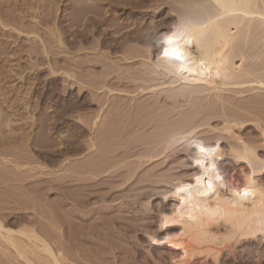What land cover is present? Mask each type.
<instances>
[{
	"label": "rangeland",
	"instance_id": "obj_1",
	"mask_svg": "<svg viewBox=\"0 0 264 264\" xmlns=\"http://www.w3.org/2000/svg\"><path fill=\"white\" fill-rule=\"evenodd\" d=\"M82 1L79 3V0L74 2L73 0H0V176H2L0 177V221L8 228L17 230L28 227L39 235L46 233L45 237L48 233L49 237L46 238L55 239L54 249L57 250L61 246L62 252H65L71 264H169L167 252L159 249L150 250L146 236L157 229V212L166 204L172 205V202H166L164 196L169 184L191 172V157L196 153V146L191 142L217 143L222 151L229 153L235 151L233 149L239 144L236 141L239 137L244 144L255 151L257 157L264 159V116H262L264 97H260L259 100L257 96L248 95L249 100L247 93L244 95L234 93V95L232 92H225L224 95L221 93L224 101L220 97L221 94H217L219 100L216 99L218 97L215 94L206 93L197 94L195 97L191 95L190 98L186 93L180 95L176 89L160 86L159 84L165 80L159 77L154 78L153 83L151 81L149 83V80L144 78V85L137 77V82V71L143 69L141 59L135 57L136 60L133 58L128 60L129 62L124 61L121 55L123 50L116 42H120L117 37L119 35L112 34L114 36L110 38V34L117 25L122 24L135 23L127 28L128 30L134 29L139 24L141 28L142 26L150 28L151 23L155 26L168 24L175 16L170 12L171 5L154 0H139L142 4L131 9L130 6L127 8L124 5L127 0H121L124 3L118 6L108 0H100L101 2L94 0L96 3L93 0ZM104 1L107 3L105 4ZM107 5L109 7H106ZM157 5L159 7H156ZM152 6L153 10L150 9ZM138 8H142L141 11ZM101 9L103 11L105 9V12ZM89 10H94L96 13H91ZM99 19L100 21L104 19L105 23L100 22ZM115 20H118V23ZM126 20L128 21L124 22ZM86 23L89 25L88 28ZM91 24H94L93 27ZM128 30L123 31L126 33L125 31ZM148 31L141 34L147 33L152 36L150 32L153 30ZM146 40L147 38L141 39L139 43L141 47ZM92 41H97V45ZM148 42L154 43L151 38ZM108 43L113 44L107 46ZM153 45L152 49L150 48L151 57L156 61L158 45L156 43ZM259 49H254L251 51L253 54H249L253 59L255 58L249 60L251 63L256 61L264 64L262 52L264 49ZM108 50L110 52H107ZM89 53H93V57L89 56ZM74 54L77 56L74 57ZM94 58L98 62L96 60L93 62ZM99 59L103 60V64ZM71 63L75 65L78 63V67ZM121 66L125 68L120 69ZM134 66L138 69L134 68V70ZM50 69L55 75L49 72ZM123 69L126 72L128 70V73ZM108 72L111 73V78L106 77ZM102 74L104 76H101ZM78 79L83 85L81 87L79 84L77 90ZM89 84L91 88H87L90 87ZM137 84L139 88L140 85L141 88L146 84L156 85V91L149 95L141 94ZM102 85L113 92L109 93L107 90L104 92L105 88H101ZM128 91L132 94H127ZM123 110H126L125 113ZM238 114L239 116H236ZM240 114L245 117V120H241L244 121L241 125L237 122L240 121ZM146 118H149V124ZM234 119L237 120L236 125L233 124ZM187 121L192 122L187 123ZM93 123H98L96 128L92 126ZM189 124L191 126L187 128L188 132L185 129L184 135L180 133L167 142L180 126ZM227 125L232 127L231 133L226 129ZM104 127L105 129L102 130ZM142 128L145 130L143 131ZM192 128L195 129L194 132L188 135ZM100 134L105 137H101ZM105 140H108V146ZM94 142L95 147H90ZM101 144L110 150L105 146L102 148ZM225 167L228 171L231 169L228 163ZM148 197L151 199V210H144L141 202ZM47 222L51 225H46ZM1 251L0 249L2 256ZM231 256L224 254L217 264H264V255H257L254 248L248 249L247 246L237 247ZM13 259L14 255L8 252V257L6 255L0 258V264H23ZM208 264L212 263L209 261Z\"/></svg>",
	"mask_w": 264,
	"mask_h": 264
},
{
	"label": "bare ground",
	"instance_id": "obj_2",
	"mask_svg": "<svg viewBox=\"0 0 264 264\" xmlns=\"http://www.w3.org/2000/svg\"><path fill=\"white\" fill-rule=\"evenodd\" d=\"M80 1L81 0H79V3H80ZM83 1H85V0H83ZM89 1L90 0H88V2ZM108 1L112 2L113 4H117L116 6L123 5L122 3H124L121 0H108ZM133 1H135V2H133ZM133 1L129 2V0H127V2L124 3L125 7L128 8L130 6V8L133 9L136 6L139 7L140 3L142 2L139 0L138 1L133 0ZM73 2H74V0H73ZM93 2H94V0H93ZM99 2H101V1L99 0ZM154 2H162L164 4L165 3L170 4L171 5L170 12L175 15L174 19L173 18L170 19L168 24L162 23V25L160 24L159 26H157V25L155 26L153 23H151L150 28H147V26H146V28H144V26H142L143 28H141V27H139V25H140L139 24L137 26L134 25L135 26L134 29L128 30L127 28H129L130 26L132 27V25L135 23H131L130 25L129 24L117 25V28L114 29L113 31L111 30L112 33L110 34V38L113 37L114 35H119L117 37H118V40L120 42H118V41H116V42L119 43L118 44L119 47L123 50V53H121V55H122V59L124 61L129 62L128 60H131L135 57L136 58L139 57L141 59L142 66H143L141 68H143V69L140 68L141 71L140 72L137 71L138 72V74L136 76L137 82L139 80V81H141L140 83L143 84L144 78H145V80L148 79L149 80L148 82L150 83V81L154 82V80H155L154 78L159 77V78L165 80L163 83L159 84L160 86L164 85L166 87L176 89V91L180 95L186 93V94L190 95L189 96L190 98H191V95H193L192 97H195V95H197V94L200 95L202 93H206L207 95L208 94H215L217 96V94H221V93H223V95H224L225 92H229V93L232 92L233 94L235 93L237 95H244L247 93V95H246L247 97H248V95H250L251 97L257 96V97H259V98H257L259 100L261 99L260 97H264V64L257 63L256 61L255 62L257 64H255V62L251 63L249 61V60L253 59L252 56L249 55L251 53L253 54V52H251V51H253L254 49L258 50L259 48L264 49V0H154ZM76 3H78V2H76ZM94 3H96V2H94ZM106 3L107 2H105V4ZM217 3H219V5H222V6L217 7ZM76 5H79V4H76ZM87 5H89V3H87ZM147 5H149V4H147ZM147 5H146V7H147ZM159 5H161V4H159ZM197 5H199V7H197ZM143 6L145 9V5H143ZM163 6H160V7H163ZM106 7H109V5H107ZM120 7H122V6H120ZM156 7H159V6L157 5ZM114 8H116V7L114 6ZM85 9H86V5H85ZM85 9L83 8V10H85ZM105 9H104V11L102 10V12H105ZM138 9H140V11H141L142 8H138ZM150 9L153 10L154 9L153 6ZM159 9L160 8H158V10ZM107 10H111V9H107ZM146 10L144 12H146ZM168 10L169 9L167 8V11ZM154 11H156V8ZM90 12L96 13L94 10L90 11ZM107 12H109V11H107ZM99 13H101V12H99ZM152 14H153V11H152ZM74 15H75V13H74ZM97 15L99 16V14H97ZM85 18H87V16ZM117 18H115V19H117ZM150 20H152V19H150ZM186 20H191L194 23V27L192 28L190 34L187 36V39L190 40L191 43H186L184 41H181L180 47H181V49H183L185 51V53L190 58L192 63L185 64L184 67L181 68L178 66L179 62H176L175 64H170V63H168L167 58H165L162 55L163 47L167 46L164 42L163 37L166 34L172 32V31H175L176 26L182 24ZM75 21H77V20L75 19ZM99 21H100V19H99ZM99 21H98V23H99ZM102 21H104V23H105L104 19L101 20L100 22H102ZM127 21L128 20H126L124 22H127ZM133 21H134V19H133ZM91 22H89V23H91ZM139 22H140V20H139ZM150 22H153V21H150ZM72 23L75 24V22H72ZM77 23H79V22L77 21ZM88 24H87V28L89 27ZM94 24H91L92 27ZM91 25H90V27H91ZM111 27L112 26H110V28ZM85 30H86V28H85ZM123 30H128V31H125L126 33H124ZM148 30L149 31L153 30V32H150V33H152V36L150 34H147V33L144 35L141 34L142 32H146ZM108 31H109V29H108ZM47 32H49V31L47 30ZM121 32L123 34H121ZM106 33H108V32H106ZM72 34H73V32H72ZM112 34H114V35H112ZM106 38H107V35H106ZM114 38H116V37H114ZM142 38H147V40L144 42V45L141 47V45L139 43H140ZM149 38H151L154 41V43H156L158 45V51L156 54V61L154 59H152L153 57H151V53H152L151 51L152 50H150V48L152 49V47L154 46L153 45L154 43L153 42L149 43L148 42ZM103 39H104V37H103ZM93 40H95V39H93ZM99 41H100V39H99ZM109 41H113V40L109 39ZM58 42L60 45L61 44L60 39H58ZM92 42L93 43L95 42L94 44H96V45L98 43L97 41H92ZM113 42H115V41H113ZM109 44L110 43H108L107 46ZM112 44H110V45H112ZM114 44H116V43H114ZM128 44H130V45L127 46ZM84 47H86V46L84 45ZM93 48H95V47H93ZM111 48H112V46H111ZM143 48H144V50H143ZM78 50L80 51L79 48H78ZM98 50H101V49H98ZM110 50H108L107 52H110ZM122 50H120V51L122 52ZM87 51H89V50H87ZM90 51H92V50H90ZM259 51H260V49H259ZM82 52H83V50H82ZM95 52H96V50H95ZM262 52L264 53L263 50H262ZM256 53L254 54L255 57H257ZM92 54H90L89 56H91ZM114 54H116V53H114ZM254 55H253V57H254ZM76 56L77 55H75L74 57H76ZM89 56L87 58H89ZM105 56H107V55H105ZM92 57H93V55H92ZM95 57H97V56H95ZM85 58H86V56H85ZM98 58H99V56H98ZM136 58H135V60H136ZM139 58H138V60H139ZM103 59H105V58H103ZM95 60H96V58H94V60L92 59L93 62L97 61V60L96 61ZM138 60H137V62H138ZM253 60H255V58ZM87 61H89V60H87ZM102 61H101V63H102ZM82 62H83V60H82ZM84 62H86V61H84ZM101 63H100V65H101ZM115 63H116V61H115ZM71 64H74V63H71ZM135 64H137V63H135ZM77 65H78V63L75 66L78 67ZM112 65H113V63L111 64V66ZM121 65H124V64L121 63ZM106 66H107V64H106ZM104 67L105 66H103V68ZM122 67L125 68V66H121L120 69H122ZM134 68H137V67L134 66L133 69ZM51 69L49 72H52ZM105 69H107V68H105ZM76 70L77 69H75V71ZM129 70H131V69L129 68ZM102 71H104V69H102ZM109 71H111V70H109ZM114 71H116V73H117V70L115 68H114ZM119 71L120 70L118 69V72ZM53 73L54 72H52V75H53ZM79 73L80 72H78V76L80 77ZM125 73H128V70H127V72L125 71ZM125 73H122V74H125ZM130 73L132 74V72L131 71L129 72L130 78L126 74L125 75L131 80ZM108 74H106V77L109 76L108 78H111L110 77L111 73L108 72ZM54 75H55V73H54ZM72 75H70V77ZM90 76H92V75H90ZM101 76H104V75L102 74ZM124 76H123V78H125ZM100 77H98V78H100ZM137 77H138V80H137ZM105 78H102V79L104 80ZM73 79H74V77H73ZM102 79H100V80H102ZM80 80H81V78H80ZM77 81H79V79L76 80V82ZM158 81L160 82V80H158ZM85 82H86V80H85ZM74 84L76 85V83H74ZM79 84H80V81L78 82L77 87ZM97 84H98L97 86H99V83H97ZM104 84H106V83H104ZM132 84H133V82H132ZM147 84L142 88H141L140 84H139L140 88L138 87V84H137V87L139 88V92L141 94L149 95V94H152L156 91V87H157L156 85L152 84V85L148 86ZM82 85L83 84H80L81 87H82ZM89 86H90V84H89ZM92 87H93V85H92ZM94 87H95V85H94ZM105 87L106 86L102 85L101 88L104 89ZM109 87H111V86H109ZM87 88H91V86L90 87L87 86ZM177 88H179V89H177ZM78 89H79V87L77 88V90ZM103 89H101V90H103ZM105 90H107L109 93L113 92L112 90H109L108 88H105L103 91L105 92ZM130 90L132 91V89H130ZM157 90H158V88H157ZM128 93H129V91L127 92V94ZM183 97H185V96H183ZM212 97H215V96L212 95ZM217 97L218 98H216V99L219 100V96H217ZM220 97H222V94ZM238 97H240V96H238ZM177 98H180V97L177 96ZM223 98H224V96L222 97V100H223ZM173 99L175 100V98H173ZM181 99H183V98H181ZM262 99H264V98H262ZM220 100H221V98H220ZM249 100H250V98H249ZM191 102H192V100H191ZM187 103H189V102L187 101ZM196 103H197V101H196ZM212 103H214V102H212ZM239 103L240 102H238V105H239ZM216 104H217V102H216ZM208 105H209V103H208ZM255 105H257V103H255ZM211 106H210V108H211ZM114 107H116V106H114ZM239 107H241V104ZM260 107H262V105ZM210 108L208 107V109H210ZM214 109L215 108L213 107L212 110H214ZM257 110H259V109H256V111ZM120 111H122V110H120ZM125 111H124V113H125ZM247 112H248V110H247ZM260 112H258V113H260ZM139 113H140V111H139ZM120 114H122V113H120ZM184 114H186V113H184ZM215 114H216V112H215ZM262 114H263V112H262ZM217 115H219V114H217ZM248 115H249V112H248ZM254 115L256 116V114H254ZM254 115H251V117ZM110 116H112V115H110ZM233 116H234V114H233ZM236 116H239V114ZM240 116H241V114H240ZM243 116L244 115L241 116L240 121L239 120L237 121L236 119H234L235 121L233 122V124L236 125L237 122H239V125L243 124L244 121H241V120H245V117H243ZM259 116L262 118V116H264V115H262V116L259 115ZM32 119H33V117H32ZM138 119H139V116H138ZM148 119H147V121H148ZM238 119H239V117H238ZM38 120H40V119H38ZM180 120H182V119H180ZM95 121L97 122V120H95ZM134 121H136V120H134ZM183 121H184V119H183ZM149 122L150 121H148L147 123L149 124ZM163 122H162V124H163ZM174 122H171V124H174ZM191 122L187 121V123H191ZM32 123H33V121H32ZM38 123H39V121H38ZM91 123H90V125H91ZM180 123L183 124L184 122H180ZM97 124L93 123L92 126H94V128H96ZM177 124H178V122H177ZM107 125H109V124L107 123ZM144 125H145V123L143 124V126ZM189 126H191V124L180 126L175 131V133H173L172 135L170 132L171 136L169 134L168 135L170 136L171 139L169 138V140H167V138H168L167 137L166 138L167 142L170 140H173L172 138L179 136L180 133H183V130H185V129L187 130V128H189ZM105 127L102 128V130L105 129ZM153 127H154V125H153ZM156 127H158V126H156ZM226 127H227L226 128L227 131H229L231 133L232 127H230V125L229 126L227 125ZM35 128H36V126H35ZM94 128L92 127L93 130H94ZM92 129H90V130H92ZM107 129L108 128H106V131H107ZM143 129L144 128H142V130ZM164 130H165V128H164ZM194 130L195 129L190 130V133L188 135L192 134L194 132ZM101 131H98V132H101ZM167 131H168V129H167ZM188 131L189 130H187L186 132H188ZM133 132H135V131H133ZM105 134H107V133H105ZM117 134H119V133H117ZM143 135H145V134L143 133ZM153 135H155L154 132H153ZM165 135L166 134H164V136ZM183 135H184V133H183ZM40 136H42V134ZM101 137H105V136L101 135ZM116 137L117 136H115V139H116ZM42 138L45 139V137H42ZM141 138H143V137H141ZM156 138H157V136H156ZM90 140H91V137H90ZM163 140H164V138H163ZM236 141L239 144H237L236 149H233L235 151H231L229 153H225L224 151H222V149L219 147V145L217 143L202 144L205 147H213L216 149V151L214 153L213 161H212L215 164V169L214 170L210 169L208 172H204V169H202L199 165H197L194 162V158H198L200 155L199 149L196 147L195 148L196 153L191 157V162H192L191 163V165H192L191 172L188 175H186L185 177L182 176V178H178V179L172 181L169 184L168 191L165 190V191H167V193L164 195L165 200L167 203L169 201L172 202L171 203L172 205L169 206L166 204L164 207H162L157 212V215H156L157 220H158L157 229H156V231L147 234L146 242H147V246L150 250H158L159 249V250L166 251L167 254L169 255V261H170L169 264H203L204 262H207V264H208L209 261L212 264H217L219 262V260L222 259V256L224 254L230 257L231 255H233V253L235 252L237 247H242V246H247L248 249L254 248L257 255H262V254L264 255V159H260L259 157H257L255 155V151L252 150L251 148H249L246 144H244L239 137L237 138ZM36 142H38V141H36ZM142 142H143V140H142ZM44 143H47V142H44ZM106 143H108V140L106 141ZM42 144H40V145H42ZM94 144H95V142L90 147H95ZM114 144H115V142H114ZM33 145H35V144H33ZM108 145H109V143L107 144V146ZM171 145L172 144L170 143L169 146L171 147ZM104 146L102 145L101 147L103 148ZM107 146H105V147L108 148ZM116 147H119V146L116 145ZM108 149L110 150V148H108ZM116 149H118V148H116ZM101 152H102V150H101ZM104 153H105V151H104ZM77 156H79V154ZM87 162H89V160ZM83 163L85 164V162H83ZM226 163L231 165V169L229 171L225 167ZM79 166H80V164H79ZM80 167H82V166H80ZM80 167H79V169H80ZM90 167H91V165H90ZM77 168H76V170H77ZM99 168H100V166H99ZM48 170H49V168H48ZM80 170H82V168ZM96 172H98V170ZM230 172H231V174H230ZM0 174H1V172H0ZM202 174L204 175V180L202 181L200 186H197L195 177L198 175H202ZM216 174L220 175V177H221L220 180L216 179ZM95 175H93V177H95ZM90 176H92V175H90ZM0 177H2V176H0ZM163 178H165V177H163ZM209 180H211V182L213 184V188H214V192H210V193L207 192V189H206V184ZM184 184H192L193 185L191 192L188 194L177 195L175 193V189L178 186H182ZM198 187L203 188L204 191L203 192L199 191ZM245 188H247L250 191V193H252L247 198H243L241 195L236 194L238 192L242 193ZM149 197L141 202V206L143 207L144 210H148L151 208V203H150L151 199ZM161 197H162V194H161ZM162 199H163V197H162ZM47 212H49V211H47ZM144 212H146V211H144ZM38 213H39V211H38ZM41 213H42V211H41ZM36 215H37V213H36ZM55 216H56V214H55ZM165 217H168V219L165 220ZM49 222H50V220H49ZM51 222H52V220H51ZM52 224L54 226V223H52ZM46 225H49V223ZM50 225H51V223H50ZM22 228H24V227H22ZM43 228H45V227H43ZM46 228H47V226H46ZM53 228H51L50 231H52ZM59 228H61V227H59ZM50 231H48V232H50ZM41 235H39L33 229H29L28 227H26V229H17V230L12 229V228H8L0 221V249L2 250L1 251L2 256L0 255V258L4 257L6 255L8 257V252H11L14 255L13 260H16L18 263H19V261H21V262H23V264H71L70 263L71 260L69 261L68 256L64 254L65 252L64 253L62 252L61 246H60V248L58 247L57 250L54 249L53 246L55 244V241H54L55 239H52L53 237L52 238H46L49 235L48 233H47L46 237H45L46 233H45V235L44 234H41ZM54 235H55V232H54ZM56 236H57V234H56ZM61 236H60V238H61ZM56 240H57V238H56ZM9 257H11V256L9 255ZM6 259L8 260V258H6ZM11 259H12V257H11ZM5 263H7V262H5Z\"/></svg>",
	"mask_w": 264,
	"mask_h": 264
},
{
	"label": "snow or ice",
	"instance_id": "obj_3",
	"mask_svg": "<svg viewBox=\"0 0 264 264\" xmlns=\"http://www.w3.org/2000/svg\"><path fill=\"white\" fill-rule=\"evenodd\" d=\"M222 5H219L217 3V7H220ZM199 7V5H197ZM194 27V23L191 20H186L182 24L176 26V30L172 31L168 34H166L163 39L166 47H163L162 55L167 58L168 63L175 64L176 62H179V67L183 68L185 64L192 63L190 58L187 56L185 51L181 49L180 43L181 41H184L186 43H191L190 40L187 39V36L190 34L192 28ZM191 143L195 144V146L199 149V157L194 158V162L199 165L202 169H204V172H208L210 169H215V164L212 162L214 153L216 151L213 147H205L204 145L200 144L197 141H192ZM216 179L220 180L221 177L219 174H216ZM196 185L200 186L202 181L204 180V175H198L195 177ZM193 188L192 184H184L182 186H178L175 189V193L177 195L179 194H188L191 192ZM207 192H214L213 184L211 180H209L206 184ZM198 190L203 192V188H199ZM237 195H241L243 198H247L250 193V191L245 188L242 193L238 192ZM168 217H165V220H167Z\"/></svg>",
	"mask_w": 264,
	"mask_h": 264
}]
</instances>
